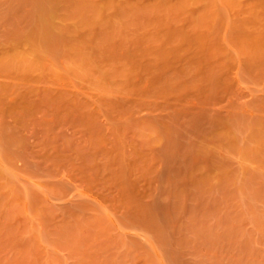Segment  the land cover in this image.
<instances>
[{
    "label": "rangeland",
    "instance_id": "rangeland-1",
    "mask_svg": "<svg viewBox=\"0 0 264 264\" xmlns=\"http://www.w3.org/2000/svg\"><path fill=\"white\" fill-rule=\"evenodd\" d=\"M0 264H264V0H0Z\"/></svg>",
    "mask_w": 264,
    "mask_h": 264
}]
</instances>
